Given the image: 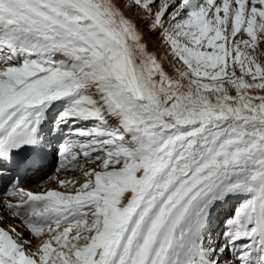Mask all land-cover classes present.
<instances>
[{"label": "snow or ice", "instance_id": "snow-or-ice-1", "mask_svg": "<svg viewBox=\"0 0 264 264\" xmlns=\"http://www.w3.org/2000/svg\"><path fill=\"white\" fill-rule=\"evenodd\" d=\"M0 264H264V0H0Z\"/></svg>", "mask_w": 264, "mask_h": 264}, {"label": "bare ground", "instance_id": "bare-ground-1", "mask_svg": "<svg viewBox=\"0 0 264 264\" xmlns=\"http://www.w3.org/2000/svg\"><path fill=\"white\" fill-rule=\"evenodd\" d=\"M30 187H33V190H38V189H35L34 185H30Z\"/></svg>", "mask_w": 264, "mask_h": 264}]
</instances>
